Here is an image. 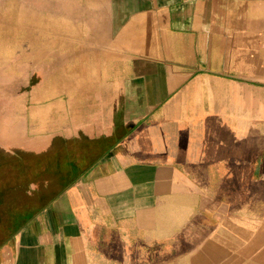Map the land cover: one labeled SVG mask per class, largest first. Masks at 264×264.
Wrapping results in <instances>:
<instances>
[{
    "label": "crops",
    "instance_id": "obj_1",
    "mask_svg": "<svg viewBox=\"0 0 264 264\" xmlns=\"http://www.w3.org/2000/svg\"><path fill=\"white\" fill-rule=\"evenodd\" d=\"M43 1L74 38L11 117L0 264H264V0Z\"/></svg>",
    "mask_w": 264,
    "mask_h": 264
},
{
    "label": "rangeland",
    "instance_id": "obj_2",
    "mask_svg": "<svg viewBox=\"0 0 264 264\" xmlns=\"http://www.w3.org/2000/svg\"><path fill=\"white\" fill-rule=\"evenodd\" d=\"M44 4L43 0H0V152L5 147L13 150L15 141H24L26 130L12 129L15 123H11V117L17 115L18 124H24L22 111L28 85L40 83L42 68L52 63L58 42L74 38V28H65L62 22L59 25V19L44 10H49V5L52 8V2ZM180 244L183 250L193 249L192 241L179 240ZM131 261L130 264H169V257L146 254ZM185 261L184 255L178 256L177 264Z\"/></svg>",
    "mask_w": 264,
    "mask_h": 264
}]
</instances>
